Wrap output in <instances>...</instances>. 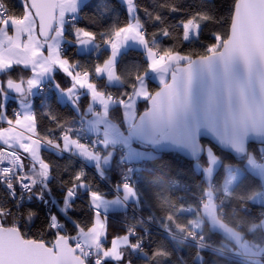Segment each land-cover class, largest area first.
I'll return each mask as SVG.
<instances>
[{
	"label": "trees",
	"instance_id": "trees-1",
	"mask_svg": "<svg viewBox=\"0 0 264 264\" xmlns=\"http://www.w3.org/2000/svg\"><path fill=\"white\" fill-rule=\"evenodd\" d=\"M0 2L4 5L5 16L20 17L25 9L29 10L25 0L24 3L21 0ZM234 2L235 0H135L134 16L139 17L142 31L148 33V43L158 52H177L190 59L218 48L227 35ZM173 7L177 11H172ZM77 15L73 28L94 32L96 48L112 37L114 29L126 25L131 19L128 7L121 6L115 0H85L79 6ZM157 16L159 19H156ZM190 16H194V24L199 25V36L184 39V28L179 22ZM164 31L169 33L167 37L162 34ZM63 35L64 42L68 44L62 53L63 57L71 62L77 61L78 68L89 71L94 78L93 69L108 57V50L101 49L98 54L94 53L95 50L78 54L73 43V29L68 21ZM146 70L147 61L142 51L128 48L120 53L115 64L120 83L105 84L103 77L96 80L100 89L109 90L119 101L109 108L108 116L121 127L123 111L120 101L126 100L131 94L136 84L133 77ZM27 76L28 71L19 66L0 72L1 81L9 77L20 80ZM52 77L61 87L70 83L68 77L58 70L53 72ZM146 84L151 92L158 87L149 77H146ZM129 85L131 91L126 92ZM122 96L127 98L121 100ZM147 100L140 99L137 102L138 113L146 107ZM88 102V94L82 93L77 101L80 112ZM14 103L15 100L6 103L8 113L15 107ZM32 114H35L37 120V136L41 140L53 142L59 140L62 131L74 129L80 117L73 108L59 111L52 102L50 92L40 101L36 98L33 100ZM70 133L81 142H86L82 132L72 130ZM131 140L135 146L150 149L155 155L137 161L145 167L134 170V178L129 182L135 190L136 200L130 202L124 210L103 213L107 235L106 240L101 242V247L106 246L110 238L124 234L128 236L131 245V248L121 249L122 258L117 260L118 264H264V256L247 258L234 254L232 248L235 244L220 231L211 229L208 220L200 216V208L211 194L216 205L215 212L225 224L239 231L254 247L264 241L261 228L250 229L251 225L264 217V203L251 200L253 196L257 199L261 192L259 177L245 171L229 192L222 191L224 165L239 161L242 157L235 158L204 139L201 140L204 149L194 161L186 160L175 152L159 153L154 146L138 142L133 137ZM261 147L264 146L252 143L249 149L258 153ZM207 148L220 160L209 181L203 177L209 165ZM94 150L101 158L112 152L111 166L107 170H101V173L73 154L56 152L50 142L42 147L40 157L51 166L50 175L44 180L45 187L36 186L30 191L29 201L16 204L6 197L0 186V226H14L23 238L41 240L47 245H51L59 232L74 246L80 232L93 223L95 211L90 205L89 192L96 191L107 198L114 196L119 192V186L124 184L121 176L132 170L130 162L125 160L123 150L118 146ZM80 171L85 173L83 187L73 179ZM73 183L76 184L73 188L75 195L65 203V194ZM51 215L57 218L55 230L50 227ZM200 217L201 224L194 228L192 223ZM186 231L195 232L197 240L211 246L214 251L198 248L178 239H169L167 236L169 233L182 236ZM137 244L142 247L135 255ZM75 252L87 259L88 264H95L96 260L92 261L80 251ZM103 264L116 263L103 259Z\"/></svg>",
	"mask_w": 264,
	"mask_h": 264
},
{
	"label": "water",
	"instance_id": "water-1",
	"mask_svg": "<svg viewBox=\"0 0 264 264\" xmlns=\"http://www.w3.org/2000/svg\"><path fill=\"white\" fill-rule=\"evenodd\" d=\"M127 6L126 0H115ZM43 39L56 27L57 0H25ZM135 2V0H134ZM264 0H235L226 37L205 55L174 65L167 80L151 92L129 127L138 142L157 152H175L194 161L202 139L235 158L250 144L264 146ZM242 54L252 58L251 77ZM230 62H226L227 57ZM247 81L241 90L238 82ZM112 152L100 160L111 166ZM0 264H88L68 238L51 245L25 239L14 227L0 226Z\"/></svg>",
	"mask_w": 264,
	"mask_h": 264
},
{
	"label": "crops",
	"instance_id": "crops-1",
	"mask_svg": "<svg viewBox=\"0 0 264 264\" xmlns=\"http://www.w3.org/2000/svg\"><path fill=\"white\" fill-rule=\"evenodd\" d=\"M85 0H58V7H57V17L56 23L59 24L60 31L53 37V33L51 37L47 39H43L38 32L37 24L31 14V12L25 9L24 13L20 17H9V16H2L0 11V72L4 69H8L9 61L14 62V66H19L23 69L28 71V76L25 79H14V78H7L3 81H12L15 82H26L29 78L35 77L39 80V83L34 86L30 93L23 94L17 93L14 88L8 87L7 89L3 88V91L8 92V95H13L11 97L7 96V101L15 100L13 109L7 112L9 117H14L16 112L20 113L23 117L25 114H32V106L33 100L36 98L37 101L42 100V98L51 93L52 102L57 107L59 111H63L67 108H73L77 113L80 114L78 120L81 121L82 127L85 131V136L89 139L86 142H81L77 137L71 135V137L76 138L82 145L85 146V150H90L93 153L91 158H86L82 155L81 150L76 148L73 145H69L68 150H64L62 147V142L60 147L54 146L51 142L50 145L52 149H54L58 153H67L73 154L80 158L83 162H85L89 166H93L97 172L101 173V169H97L95 166L96 164H100L97 162L98 152H96L95 148L106 149L107 147H114V146H123L125 152V160L127 161H138L144 158L153 157V154L149 149H143L137 147L133 144L128 128L133 123L134 119L138 114L137 110V97L143 96L148 93L147 84L145 77L141 76L139 83L136 82L131 94L129 97L124 100L120 101L122 106L123 116H122V125H118L113 120H111L108 116V110L111 106L115 105L119 102L117 99L111 97H104L101 95V89L98 87L96 82L97 79L104 78L105 84L110 85H117L120 83V79L116 74L114 69V75L109 78L108 73L106 71H102L100 74H97L95 68L93 69L94 78H92L91 74V81L95 84V89L98 90V97L93 96L92 89H89L87 86H76L72 89V94H69L62 89L69 88L73 83L72 79L68 77L61 68L53 64L52 71H45L43 73L39 72H32L29 69L31 68H39V66L43 64H47L51 61V58L58 50V54H60L59 46L65 40L63 32L65 29V24L67 23V19L69 16H73L77 14L78 8L81 3ZM129 10V8H128ZM60 11V17L59 16ZM131 19L130 21H136L134 16V8L132 9ZM7 20L8 24L5 27L3 25V21ZM129 21V22H130ZM129 22L127 24H129ZM126 24V25H127ZM184 33L189 35V38H194L196 36V27L195 24L193 25H185ZM74 30L77 28H73ZM55 30V29H54ZM142 30V29H141ZM54 32V31H53ZM75 39L73 41L75 45V50L78 54H87L93 50L95 54H98L101 49L108 50V56L111 53V48L108 44L103 43L101 46H95V42L92 40L87 45L83 43H77L76 35L74 34ZM148 46L152 47L151 44L148 43ZM128 48H135L142 51L143 56L145 57L148 65V56H147V47L145 44H142L138 40H133L131 38L127 39L122 45H120L118 49V55L115 57V64L120 53ZM155 49V48H153ZM170 53H160L154 52L153 53V62L156 64V69L148 71L147 77L151 78L155 81L158 85L164 83L169 75V72L174 64H176V56L175 54ZM104 61V60H103ZM103 61L101 63H103ZM74 68L72 69L73 72L81 73L86 70H81L78 68L77 61L72 62ZM27 65V67H25ZM60 71L64 75H66L70 81L69 85L66 87L58 88L56 85L57 83L53 80V72ZM89 72V71H88ZM163 77V80L161 79ZM0 80V82H3ZM45 82H49L51 84L50 90H40V86H42ZM82 93H86L89 96V102L84 108L82 112L79 111L77 101L79 96ZM24 101L25 103L22 106L17 105V100ZM104 100L105 102H101ZM6 109V105H5ZM9 126L4 124L2 120H0V129H7ZM14 127V126H13ZM17 132L20 129H16ZM61 137L59 138V140ZM58 140V141H59ZM34 141L35 143H33ZM32 141L28 139H24L20 136L13 137L10 141L7 139L6 135L0 134V146H5L9 149H14L22 153L23 159L25 162H32L36 169V176L46 181L45 178L40 176V172L47 166V164L42 161L40 157V150L42 147L47 146L41 140L37 134L32 136ZM49 143V141H48ZM10 144V146H9ZM264 149L259 148L258 153L249 149L244 157H242L239 161L236 162H228L224 165L225 175L222 182V191L227 193L231 190V188L235 185V183L240 179L245 171H250L256 176L259 177L262 187L261 192L264 193ZM208 158H209V165L205 169L203 173V177L206 181H209L213 175L214 170L218 166L220 160L213 154L210 148L206 150ZM97 153V154H96ZM100 166V165H99ZM100 168V167H99ZM102 200L99 202L98 207L94 205L90 201V205L93 207L94 211H98L100 214V219L102 224L105 225V217L103 213L113 210H124L127 205L136 200V195H128L125 198V189L123 185L119 186V192H117L112 197H104L101 196ZM253 202H257L256 196H253L251 199ZM208 204L206 201L203 202L200 208V216L206 218L208 220V226L213 229L220 231L225 237H227L230 241L235 244V247L232 249L239 254L244 256H249L253 258H260L264 256V241L258 246L254 247L248 240L243 238L241 233L237 231L235 228L225 224L216 214L215 212V202L212 197H209ZM264 203V201H263ZM203 206L205 209L203 211ZM197 218L192 226L194 228H198L202 222V219ZM217 219V220H216ZM256 227L261 228L264 232V217H262L257 223L251 225L250 229H254ZM105 229L101 225H96L94 223L91 224L87 229L80 232L78 236V240L76 241V246L79 251H81V247L84 249L86 246L93 247L99 245V243L105 241ZM122 236V235H121ZM125 240H121L118 242L119 237H115V239L111 238L108 243L106 244L105 249L107 250L105 254V250H102L103 247L101 245L98 248V251L101 255H104L105 259H110L114 262V260H118L116 257H109L108 250L111 248L114 241L116 242V252L117 257H121V249L125 247L131 248L129 243V239L126 235ZM83 242V244H82ZM87 244V245H84ZM115 254V253H114Z\"/></svg>",
	"mask_w": 264,
	"mask_h": 264
},
{
	"label": "snow or ice",
	"instance_id": "snow-or-ice-1",
	"mask_svg": "<svg viewBox=\"0 0 264 264\" xmlns=\"http://www.w3.org/2000/svg\"><path fill=\"white\" fill-rule=\"evenodd\" d=\"M21 3H24V0H21ZM126 3L129 5V12H132V9L134 8V0H126ZM172 11H177L175 7L171 9ZM156 19H159L157 16ZM195 21L194 16H190L186 20H182L179 23L181 24V27L183 28L185 25H193ZM8 24L7 20L3 21V25L6 27ZM196 27V32L195 34L199 36V25H195ZM74 34L76 35L77 43H83L87 45L90 43L92 40L95 39V33L91 32L86 29H76L74 30ZM165 37L169 35L167 31H164L162 33ZM147 36L148 33L146 31L141 30V25L139 24V17H136V21L132 22L130 21L129 24L123 25L119 28L114 29L112 33V37L105 40V44H108L111 48V53L110 55L103 61V63H97L95 66V71L97 74H100L102 71H106L108 73L109 78H111L114 75V69H115V57L118 55V49L120 45H122L127 39L131 38L133 40H138L142 44H145L147 47V56H148V65H147V70L143 73L137 74L136 76L133 77V79L139 83L141 76L147 77V71L155 70L156 69V64L153 62V53L157 52V49H153L152 47L148 46V41H147ZM182 37L184 39H188L189 35L182 33ZM210 47V46H209ZM243 58L245 60L246 65L249 68V77H251V65H252V58L249 55L242 54ZM262 56H264V53H262ZM230 56L226 58V62H230ZM53 64L58 65L61 70L65 72V74L70 77L73 81L71 86L66 89H62L63 91L67 92L69 96L72 94V89L75 88L76 86H87L89 89H92V95L98 97V90L95 89V84L91 81V73L88 71H84L81 73H76L73 72L72 69L74 68V65L71 61H69L67 58L62 57L58 54V50L56 53L53 55L51 58V61L48 62L47 64H41L39 68H31L29 69L30 71L36 73H43L45 71H52ZM14 66L13 61H9L8 67L12 68ZM3 67V66H0ZM27 67V65H25ZM163 80V77H161ZM39 83V80L35 77L29 78L26 82H15L13 83L12 81H3L0 82V120L3 121L4 124L8 125L9 127L7 129H0V134L6 135L7 139L10 141L13 137L15 136H20L24 139H28L32 141V136L38 134V128L36 126L37 120L35 114H25L23 117L20 115V113L16 112L14 117H9L7 115L6 109H5V103L7 99V92L3 91V88L7 87H12L17 93H23V94H28L30 93V90L36 86ZM247 81L245 82H238L237 87L240 88L241 90L247 85ZM58 88L61 87L59 83L56 85ZM261 86L264 87V80L261 81ZM126 92L131 91V85H129V88L125 90ZM151 95V90H148V93L143 95V96H138L137 100L139 101L140 99L147 100L148 96ZM127 96H122L121 100L126 99ZM101 102H105L104 100H101ZM14 126V127H13ZM16 129H20L19 132L16 131ZM35 143L34 141H32ZM54 144L56 147L61 146L62 142V147L64 150L69 149V145H73L76 148L81 150V153L84 157L86 158H91L93 156L92 151L90 150H85V146L82 145L76 138L71 137L70 135V130L69 132L63 133L61 135V139L59 141H50ZM10 146V144H9ZM42 159V157H41ZM0 163H3L0 161ZM50 165H47L41 172L40 176L43 178H47L48 175H50ZM85 173L83 171L77 172L76 175L74 176V181L79 182L80 186L83 187L85 185V181L83 179ZM20 186L23 188L25 187L24 182L20 181ZM76 187V184L73 183L72 187L68 188L66 194H65V203L68 202V198L72 197L75 195L73 188ZM123 188L125 189V198H127L128 195L135 196V190L134 188L128 184L125 183L123 185ZM89 197L90 201L98 207L99 202L102 200L101 195L96 192V191H90L89 192ZM56 217L54 215H51L49 217L50 221V227L55 230L56 229ZM93 223L96 225H101L104 229L105 232L104 234L107 235L106 233V225L102 224V221L100 219V214L98 211L94 212V218H93ZM57 235H62L61 233L57 232ZM115 239V237H113ZM107 250L105 249V254ZM116 258H122V257H116ZM95 264H103V260H97Z\"/></svg>",
	"mask_w": 264,
	"mask_h": 264
},
{
	"label": "built area",
	"instance_id": "built-area-1",
	"mask_svg": "<svg viewBox=\"0 0 264 264\" xmlns=\"http://www.w3.org/2000/svg\"><path fill=\"white\" fill-rule=\"evenodd\" d=\"M0 10L2 13L5 11L4 5L2 2H0ZM77 19H78V16L73 15V16H69L67 21L70 24L73 23V25H75V21ZM67 47H68V44H66L64 41L60 44L59 51L61 55L67 49ZM39 89L49 90L51 89V84L49 82H45L42 86H40ZM69 130L70 132L72 130L76 132H82V134L84 135V140L88 141L89 138L85 136L84 134L85 131H84V128L82 127L80 120H77V125L74 129H69ZM69 130L62 131L60 133V137L63 133L69 132ZM48 141L49 140H44L43 142L45 144H48ZM118 147L121 148L124 152L123 146L119 145ZM0 161L3 162V163H0V186L3 188L4 193L6 194V197L9 200L16 202V204L20 202L29 201L31 199L30 191L32 189H34L36 186L41 187V188L45 187V181L36 176V169H35L34 164L32 162H25L21 152L14 150V149H9L5 146H0ZM127 162H130L129 166H130V169L132 170H131V173L127 175L124 174L121 176V179L124 180V183H129L130 180L134 178V173H133L134 170H136L137 168L145 167L143 166L141 162H137V161H127ZM20 181L24 182L25 187L22 188L20 186V183H19ZM257 197H258L257 200L259 202L264 201L263 192H259ZM167 236L169 239H178L182 242L192 243L196 245L198 248H204V249L214 251V249L211 246L209 247L199 242L197 240L196 233L193 231H186L182 236H177V235H173L170 233L167 234ZM141 244H137V246L135 247L134 249L135 255L141 251V247H142ZM100 245L101 243L93 247L91 246L88 247L87 248L88 249L87 258H91L92 261L103 260V258H99L97 256L98 248Z\"/></svg>",
	"mask_w": 264,
	"mask_h": 264
},
{
	"label": "rangeland",
	"instance_id": "rangeland-1",
	"mask_svg": "<svg viewBox=\"0 0 264 264\" xmlns=\"http://www.w3.org/2000/svg\"><path fill=\"white\" fill-rule=\"evenodd\" d=\"M57 7H58V0H57ZM127 7L129 8V5H127ZM1 11V10H0ZM2 13V12H1ZM59 16H58V19H59V17H60V11H59ZM77 15V14H76ZM2 16L3 17H5V14H4V12L2 13ZM78 16V15H77ZM57 17V16H56ZM60 25L59 24H57L56 23V27H55V30H54V32H53V37L56 35V34H58V32L60 31ZM71 27H74V25H73V23H71ZM219 47V46H218ZM172 54H175L174 56H176V64L177 63H181V62H185L186 60H188V56L187 55H185V54H181V53H177V52H173ZM176 64H174V65H176ZM173 65V66H174ZM172 66V67H173ZM8 88V87H7ZM7 88H5V89H7ZM101 95L103 96V98L104 97H111V98H114V99H116L115 97H114V95L113 94H111V92H109V90H105V88L103 89H101ZM7 96H9L8 95V92H7ZM11 96H13V95H10L9 97H11ZM6 101H7V99H6ZM25 102L24 101H21V100H17V105L18 106H22V104H24ZM5 105H6V103H5ZM128 130H129V128H128ZM129 134H130V132H129ZM130 137L132 138V136L130 135ZM49 142H50V140H49ZM51 143V142H50ZM49 144V143H48ZM262 146V145H261ZM261 148H264V147H261ZM150 150V149H149ZM153 154H154V151H151ZM124 153V158H125V152H123ZM97 154V153H96ZM98 155V157H97V162H99L100 163V160H101V157H100V155L99 154H97ZM100 164H96V168L99 170L100 168V166H99ZM101 171V170H100ZM211 179V178H210ZM125 184V183H124ZM123 184V185H124ZM128 184H130V183H128ZM210 192H208V194H209ZM209 197H211V194H209ZM209 197H207L206 199H205V201H206V203L208 204V202H210L209 201ZM70 198V197H69ZM68 198V199H69ZM213 199V198H212ZM204 209H205V206H203V211H204ZM217 220V219H216ZM124 235H126V234H124ZM124 235H122V236H120V239H118V242L119 241H121V240H125L126 239V237L124 236ZM127 236V235H126ZM119 237V236H118ZM128 237V236H127ZM113 238V237H112ZM111 239V238H110ZM109 239V240H110ZM106 240V239H105ZM116 242L117 241H114L113 242V244H112V246H111V248L108 250V254H109V257H117V252H116ZM82 244H83V242H82ZM84 245H87V244H85L84 243ZM88 246H86L84 249L81 247V251L80 252H82V254H85V257H88L87 256V253H88ZM74 249L76 250V251H79L80 249H78V247L76 246V244L74 245ZM102 250H105V247H104V245H103V249ZM234 254H238V255H242V254H239V253H237L236 251H232ZM115 253V254H114ZM97 256L99 257V258H103V259H105L104 258V255L102 254L101 255V253L98 251V253H97ZM244 255H242V257H243ZM244 257H247V256H244ZM249 257V256H248ZM247 257V258H248ZM249 258H251V257H249ZM112 259H114V258H112ZM86 261H87V259H85ZM114 262L116 263V264H118L117 263V261L116 260H114Z\"/></svg>",
	"mask_w": 264,
	"mask_h": 264
}]
</instances>
